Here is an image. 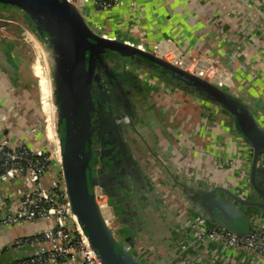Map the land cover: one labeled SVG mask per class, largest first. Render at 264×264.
Wrapping results in <instances>:
<instances>
[{"label":"crops","instance_id":"0c3cea01","mask_svg":"<svg viewBox=\"0 0 264 264\" xmlns=\"http://www.w3.org/2000/svg\"><path fill=\"white\" fill-rule=\"evenodd\" d=\"M83 10L95 30L148 48L158 44L161 57L172 63L179 53L209 58L231 78L221 87L249 105L264 127V0H122L105 10L87 3ZM0 15L22 22L35 38L15 24L0 26V121L20 140L43 122L45 147L58 150L46 77L49 52L24 15L10 7H0ZM156 77L160 81L146 91L147 146L132 147L128 167L120 163L103 171L109 192L101 200L118 218L115 237L142 264H227L216 247L193 241L188 223L201 215L195 192L216 189L212 194L225 198L224 188L243 194L247 144L216 104ZM47 224L23 222L0 231V249ZM35 249L21 244L9 254L21 257Z\"/></svg>","mask_w":264,"mask_h":264},{"label":"water","instance_id":"95a60500","mask_svg":"<svg viewBox=\"0 0 264 264\" xmlns=\"http://www.w3.org/2000/svg\"><path fill=\"white\" fill-rule=\"evenodd\" d=\"M0 7H10L24 15L49 52L64 181L72 210L102 264H142L114 236L110 225L118 218L106 221L96 201L95 187L100 185L103 192H109L102 179L104 164L98 162L93 166L92 151V138L97 132L93 126L97 100L92 91L99 78L97 66L106 70L102 58L106 51L129 57L134 59V63H142L161 72L168 71L179 86L189 87L191 92L213 102L226 114L249 150L250 187L242 191V195L222 188L225 198L218 193L212 194L216 189L197 191L198 197L194 199L200 203L201 216L207 221L212 220L216 225L237 233L250 230L251 218L241 212L239 205L264 212V163L259 159L264 149V127L239 96L184 70L143 45L95 30L88 23L83 8L69 0H0ZM97 134L98 138L102 136L99 131ZM241 222L242 225L237 224Z\"/></svg>","mask_w":264,"mask_h":264},{"label":"built area","instance_id":"2783aa9c","mask_svg":"<svg viewBox=\"0 0 264 264\" xmlns=\"http://www.w3.org/2000/svg\"><path fill=\"white\" fill-rule=\"evenodd\" d=\"M69 1L80 8L90 3L97 10L122 3V0ZM146 48L162 55L158 44ZM171 59L175 65L219 86L231 84L228 74L212 65L207 57L194 60L179 53ZM38 131L32 126L26 140L15 139L0 121V231L23 222L50 223L31 235L14 238L9 246L11 250L13 246L26 244L37 248L34 252L1 264H102L72 210L59 148L42 147L34 139ZM259 159L264 163V149ZM243 172L241 187L246 190L250 187L248 172ZM115 218L111 215L105 219L114 221ZM188 224L193 241L216 247L221 257L228 258L227 264H264V212L251 213V228L245 233L209 225L199 214L192 216ZM42 245L46 248H41Z\"/></svg>","mask_w":264,"mask_h":264},{"label":"flooded vegetation","instance_id":"af4514ba","mask_svg":"<svg viewBox=\"0 0 264 264\" xmlns=\"http://www.w3.org/2000/svg\"><path fill=\"white\" fill-rule=\"evenodd\" d=\"M8 23L15 24L18 31L33 36L32 32L22 22L14 18L0 15V26L3 27V25ZM112 63L113 61L111 60L107 63L105 62L106 70L101 66H97L99 78L98 82L94 83L95 86L92 91L93 97L97 100V107L93 112V126L97 132L99 131V135L102 134L99 138L97 132L94 134V137H96L98 141L92 145L98 151V159L94 162L93 166H96L95 163L98 164V162H103V171L104 166L106 170H109L114 164H117V167L120 163L122 166L124 165L126 167L130 165L134 159L133 154L130 152H132V147L136 146L134 144L135 139H137L138 144H140L138 140L140 132L138 133V131H136L135 135H126V129L123 131L122 128L124 125L126 126L127 123V127L134 126L133 122H135V119H143L144 126L148 127L150 116V111L147 110L149 99L144 83H142L139 78H133L137 76L134 75L132 71L127 70L129 65L135 66V64L139 63H125L124 67H126L128 74H117L112 71ZM120 67L122 68L123 65ZM98 85H100V88ZM106 140L109 144L105 143ZM145 142H143V144ZM111 146H114V148L109 152ZM115 150L121 153L118 154V152H114ZM105 155L106 158L104 157ZM140 158H144L143 154ZM98 189L102 196L103 191L100 188ZM104 202L108 211L111 212L105 200Z\"/></svg>","mask_w":264,"mask_h":264},{"label":"rangeland","instance_id":"374dc122","mask_svg":"<svg viewBox=\"0 0 264 264\" xmlns=\"http://www.w3.org/2000/svg\"><path fill=\"white\" fill-rule=\"evenodd\" d=\"M15 10V9H14ZM16 11V10H15ZM32 37V39H34L35 40V38L33 37V36H31ZM41 51H43L42 49H41ZM111 54L110 53H104L103 54V56H102V58H103V60H104V62H109L110 60H111ZM45 63H46V69H47V72H48V75H50L49 74V69H48V65H47V62H46V59H45ZM120 64H121V62H120ZM121 70V68L120 67H118L117 68V71H120ZM127 70L128 71H132L133 73H134V75H136L137 76V78H139V80L142 82V83H144V87L146 88V91H148L147 90V88H148V86H149V88H151V87H153V85H155V82H159L160 80L159 79H157V74H156V72L153 70V69H151V68H148L147 66H145V65H143L142 63L141 64H135V66H132V65H129L128 66V68H127ZM157 84V83H156ZM51 99H52V101L54 100V96L52 95V92H51ZM40 103V96H39V99H38V106L40 105L39 104ZM39 108H40V106H39ZM128 124V123H127ZM127 124H126V126L124 125L123 126V131L126 129V135H135L136 134V131H138V133L140 132V134H139V141H140V144H143V142H145V140H144V135H145V131L147 130V127H145L144 126V124H143V119H141V120H138V119H135V122H133V124H134V126H132V127H127ZM128 128V129H127ZM116 133V132H115ZM29 135H30V133L28 132V134H27V136L29 137ZM44 137H45V131H43V127H42V130H41V132H39L38 131V133L37 134H35V136H34V139L35 140H37V141H44ZM134 144L135 145H137L138 144V141H137V139H135V141H134ZM140 144H139V146H140ZM113 148H114V146H111L110 147V151L109 152H111L112 150H113ZM114 152H118V154L119 153H121V152H119V151H117V150H115ZM95 165H96V163H95ZM98 188H100L101 190H102V187L101 186H97ZM103 195V194H102ZM105 196V195H104ZM105 198V197H104ZM240 210H241V212H243L244 213V215L246 216V217H248L249 219L251 218L250 217V215H251V213L253 212V211H256L257 209L256 208H254L253 210H250V208H248V209H245L244 210V208L243 207H240L239 208ZM115 215L114 214H112V217H114ZM210 222H212V220H210ZM50 224V223H49ZM238 225H242V222H241V224L240 223H237ZM118 224H117V222H115V223H113V224H111L110 225V227H111V230H113L114 231V236H119L117 233H116V230H117V228H118V226H117Z\"/></svg>","mask_w":264,"mask_h":264},{"label":"trees","instance_id":"16d2710c","mask_svg":"<svg viewBox=\"0 0 264 264\" xmlns=\"http://www.w3.org/2000/svg\"><path fill=\"white\" fill-rule=\"evenodd\" d=\"M107 52L112 55L111 56V61H113V63H112V71H114L117 74H125V73H127L126 67H124L125 63H134V59H131L129 57H125V56L119 55L118 53H115V52H111V51H107ZM114 58H116V59H114ZM120 62H121V64H120ZM122 65H123V67L121 68L120 66H122ZM118 67L121 68L120 71H117V68ZM154 71L156 72V74L158 75V77H160L162 80H164V81H170V82H173L175 85H179L178 84V81L176 79L172 78L169 75L168 71L161 72L157 68H155ZM129 73H131V72H129ZM133 78H137V77H133ZM181 86H183V85L181 84ZM184 88H187V90H189V87H187V86H185ZM42 127H43V122L40 121V125L38 126L39 132H41ZM97 141L98 140H96V137L93 136V138H92V144L94 145V143L97 142ZM39 143H40V145L42 147H45L46 146L45 141H40ZM105 143L106 144H109L107 140L105 141ZM92 151H93V160L95 162L98 159V151L94 147H93ZM104 157L106 158V155ZM245 231H248V229H246ZM0 251H1V254H0V264L3 263L6 260L12 259L10 257V254H9L10 253L9 246L3 247Z\"/></svg>","mask_w":264,"mask_h":264},{"label":"bare ground","instance_id":"6f19581e","mask_svg":"<svg viewBox=\"0 0 264 264\" xmlns=\"http://www.w3.org/2000/svg\"><path fill=\"white\" fill-rule=\"evenodd\" d=\"M161 51V50H160ZM46 77L49 81V84H50V87H51V92H52V81H51V77L50 75H48V72L46 74ZM52 95H53V92H52ZM52 101V99H51ZM53 105H54V100L52 101ZM54 111H55V105H54ZM55 131H56V114H55ZM57 135V133H56ZM95 195H96V201H97V204L99 205L102 213H103V216L106 218V219H110L111 218V212L108 211L106 205H105V202L103 200H101V198H103L101 196V192L99 191L98 187H95Z\"/></svg>","mask_w":264,"mask_h":264}]
</instances>
